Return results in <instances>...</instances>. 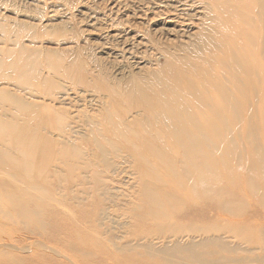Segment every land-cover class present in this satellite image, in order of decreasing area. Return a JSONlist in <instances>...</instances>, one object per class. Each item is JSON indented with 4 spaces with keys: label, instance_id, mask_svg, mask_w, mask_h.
Segmentation results:
<instances>
[{
    "label": "bare ground",
    "instance_id": "obj_1",
    "mask_svg": "<svg viewBox=\"0 0 264 264\" xmlns=\"http://www.w3.org/2000/svg\"><path fill=\"white\" fill-rule=\"evenodd\" d=\"M137 2L142 6L134 7L133 14L126 13V18H129V15L138 16L137 19L144 17L143 22L149 24V21L156 16L169 12L174 15L175 20L173 23H163L157 40L150 36H143L142 40L157 45L160 54L167 56L173 54L177 57L178 54L175 55L172 52L175 45L171 37L187 38V40H180L179 46L181 47L176 50L184 51L185 58L191 55L195 56V59L199 58L197 65L201 67L200 65L203 64L207 71L212 72L209 79L206 78L204 85L208 86L210 90L213 88L215 96L211 95V91L206 92L208 95L204 92H192L187 86V89L191 90L192 100L186 99L187 91L184 95L182 93L180 97H177L178 90L183 86V89L185 88V84L181 87L178 77L184 79L187 77V73L176 74L173 71L175 68L170 75L165 67L148 69L145 73L139 74L133 72L131 75L123 77H119L120 75L113 77L114 72L112 76L105 77H112L113 86L110 87V91L112 90L114 96L125 102L131 109L128 113L130 112L132 115L131 111L137 109L142 118L140 120L136 118L137 112L134 113L136 117L132 115L131 121H127L126 117L119 114L113 118L109 112L98 113L96 116H90L84 112L81 114L82 116L74 115L69 110L74 106L68 107L66 100L62 101L65 94L60 92L71 91L66 88L65 81L71 80V84L76 87H80L81 84L89 87L95 83V77L91 75L88 76L90 78L88 79L83 76L87 74L88 70L81 61L74 64L77 71V74L74 75L70 67L58 66L49 60L48 66L45 68L54 72L44 73L45 64L43 65V62L46 59L41 57V52L28 51L29 48L22 44L19 48L21 58H13L7 66L11 72L4 75L8 80H13L15 90L11 91L0 85V171L8 175L6 180L0 179V188H2L0 205L7 203L12 207L9 206L11 208L9 213L0 210V214L9 220L17 219V222H21L32 233L41 234V232L47 231L48 225L41 217L42 206H33L28 203L26 194L27 192H37L38 197L44 199V194L48 192L44 184L50 181L46 176V168L53 160L62 163L71 172L73 170L76 174L73 179L74 187L83 185L87 178L85 174L94 168H98L95 173L108 170L112 175L120 174L127 168L121 167V165L151 167L150 159L155 156L160 159V166L163 165L162 167H166L169 173L177 176V189H187L203 199L214 200L217 198L218 208L222 205L230 214L239 215L245 212V207L239 208L245 205L244 195L233 196V200L224 206L225 188L216 184L219 180L225 178L234 180L238 176L242 178L243 182H246L245 193L256 192L260 204L264 202V114L260 115V112L264 111V0H210L206 4L200 0H138ZM253 4L255 10L252 8ZM126 5L128 2L124 3V6ZM152 12L155 16L150 18L149 13ZM167 18H171V16ZM183 18L190 23L183 24L185 22ZM258 21L259 23H257ZM179 23L181 24L180 28H178ZM240 24L251 26L256 32L249 30L248 33H245L244 30L238 29ZM259 30L260 33L255 35ZM119 34L121 33L116 31L112 34L108 33L106 36L111 40V38L118 37ZM133 36L130 33H124L122 38L116 40L115 44L120 48V52L115 51L116 49H108L103 52L108 54L107 57L110 55L113 57V54L120 56V53H123L124 57L128 54L132 55L126 44ZM163 38L168 41L164 42ZM158 40L162 41L164 45L158 44ZM131 43L136 45V41ZM247 47L249 49H246ZM0 52H2L1 48ZM10 54H13V50L10 51ZM130 58L134 57L130 56ZM20 59H22V63H18ZM113 61L114 64L111 61L106 64L117 70V64L115 60ZM125 61L127 60L125 59ZM182 62H186V60ZM2 63L3 59L0 57V68ZM140 63L135 60L133 64L138 66ZM103 67L105 68V66ZM177 69L180 71L179 68ZM182 69L184 70V68ZM108 70L110 69L108 68ZM227 71H231L230 75H223ZM82 73L84 74L82 75ZM173 82L174 86H172ZM182 83L184 82L182 81ZM188 84L190 85V83ZM83 86L81 85V87ZM39 89L43 91L44 95L51 97L50 101L53 105L51 102L45 103V108L39 109L38 102L35 103L25 98L26 94L32 99L35 98ZM62 89L63 91H60ZM97 89L100 94L102 89L100 91L99 88ZM94 91L96 92V90ZM55 100L60 101L59 107L53 103ZM68 104L72 105V103ZM194 106L199 108V112ZM45 109L46 115L42 117L41 114ZM255 110L259 111L255 112ZM137 121L142 122L144 126L142 132L131 128V125ZM104 122L107 123L106 125L113 126V130L100 129L98 126ZM53 130L57 133H54ZM129 136H136L144 141L142 145H139L130 141ZM116 137L120 139L119 142L116 140L114 142L113 138ZM124 151L128 153V156L123 154ZM35 152L42 155L43 162L40 165H37L34 160L33 153ZM113 154L120 161L115 163L111 157ZM54 168L55 173L62 181L61 168L58 166H54ZM222 171L227 173L222 175ZM142 180L140 194L154 200L153 203L159 208L161 203L152 190V186L144 179ZM94 183L98 186V190L102 189L101 197L107 198V195H110L109 179L98 178ZM60 187L63 188L62 185ZM169 196L180 200L179 205L176 204L177 206L170 207L171 209H181L186 205L185 199L176 190L175 192L171 190ZM76 198L80 200L78 197ZM139 207L141 206L139 205ZM106 218L110 219L106 208L104 210L102 208L96 212L90 223H95V227L102 230ZM247 227L246 224L230 227L234 236L242 241L236 240L233 244L235 247H245L251 251L259 250L262 254L260 261L264 264V225L259 228L258 231L262 233L258 236L247 232ZM179 228L187 230L188 225L170 222L162 224L155 228V231L158 232L157 235H160L161 239L169 237V240L160 247L148 237L150 235L148 234L147 236L143 235L142 240H145L143 243L137 240L138 246L144 247L148 255L156 256L159 251L169 249L173 241H179V236L172 239L170 235V233H176ZM195 229L207 235V229L209 231L212 227L196 225ZM197 231L193 230L190 234L184 235L188 237L186 239L188 245L185 248L181 247L185 252H189L187 249L195 250V245H197L195 242L200 241V239L196 240L198 236L202 237V241H205V236L203 237ZM107 233L108 230L105 227L102 234ZM120 237L119 235H110L109 240L114 245V250L132 252L137 249L138 246L132 245L133 240H128L125 244L114 241L115 238L120 239ZM212 238V240L203 243L222 245L220 237L213 236ZM35 243V246L50 248L52 252H57V249L48 245L37 243V241ZM1 246L0 251H4V253H8L7 249L17 251L12 254L15 255L13 264H24L20 250L24 251L25 249L26 251L27 248H31L23 245V249L9 243H3ZM70 247L78 250L74 244H70ZM60 253L62 252L59 251L57 254L60 255ZM62 254L76 263L69 256ZM188 255L191 256L190 252ZM229 261L231 263L237 261L235 264H256L254 260L243 262L240 258H233ZM0 264H10V261L0 262Z\"/></svg>",
    "mask_w": 264,
    "mask_h": 264
},
{
    "label": "rangeland",
    "instance_id": "obj_2",
    "mask_svg": "<svg viewBox=\"0 0 264 264\" xmlns=\"http://www.w3.org/2000/svg\"><path fill=\"white\" fill-rule=\"evenodd\" d=\"M137 1L138 0H0V48L2 49L0 57L3 59L0 68V85L11 91L15 90L13 80H8L4 75L11 72L7 66L13 58L17 59L20 57L19 48L23 44L29 48L28 51L41 52V57L46 59L43 62V65L45 64L44 67L42 66L44 68V73L54 72L53 70L45 68V66H48L47 62L49 60L55 65L70 67L74 75L77 74L75 70L76 65L74 64L81 61L88 70L87 74H84V72L82 75L84 74L83 76L86 77L92 75L95 77V83L89 87L85 84H81L82 86L84 85L83 87H81V85L80 87H76L71 84V80H66V88L71 91L65 92L63 89L60 90L63 91L60 92L61 94H65L63 95L64 99L62 98V101L66 100L68 107L74 106L73 108H69L74 115L78 114L80 116L84 112L87 115L96 116L98 113L106 114L109 112L112 114L113 118H116L119 114L122 117H126L127 121H131L132 115L136 117L135 114L136 112L138 113L137 109H133L131 111L133 114L131 115L130 112L128 113L131 109L127 107L126 103L117 99L112 90L110 91V87L113 86L111 82L112 77H105L112 76L114 72L113 77H117L118 75H120L119 77H123L131 75L133 72L139 74L141 72L145 73L148 69L165 67L170 75L174 68L176 71L178 70L177 68H179L180 71H173L176 74L187 73V77L184 79L182 78L183 80L178 77V82L181 87L185 84V88L183 89V86L182 89L178 90L179 93L176 95L177 97L189 91V94L186 92L185 96L188 95L186 99H190L188 101H191V90L197 93L204 92L206 95L211 91V95L215 96L213 88L210 90L208 86L204 85L206 83V78L209 79L212 72L207 71L203 67V64L200 65L201 67L197 65L199 63V58H196V60L193 55L188 56L193 58H185V54H183L184 51L178 49V53V50H176V48L181 47L179 46L180 40H187V38L171 37L175 45L172 52L175 55L178 54L176 55L177 57L173 54L171 56L160 54L158 53L157 45L150 44L147 40H142L143 36H150L157 40L163 23H173L175 20L174 15L169 12L156 16L153 20L149 21V24L143 22L144 17L137 19L138 16L134 17L133 15H129V18H126V13L133 14L134 7L142 6L139 5ZM200 1H203L204 4L210 2V0ZM125 2H128V5L124 6ZM252 8L255 10L254 4ZM149 16L150 18L154 17V12L149 13ZM168 16H171V18H167ZM183 20L185 21L183 24L190 23V21L184 18ZM257 23H259V21ZM180 25L179 23L178 28L181 27ZM170 27H173V25H170ZM238 29L241 31L244 30L245 33H248L249 30H252L254 33L256 32L254 28L246 24H240ZM116 31L121 34L116 38H111V41L106 34H112ZM124 33H130L132 36L135 35L128 40L126 44L131 50L130 53L132 55L128 54L124 57L123 53H120V56H118V54H113V57L111 55V57H107L108 54L103 51L116 49L115 51L120 52V48L117 47L115 43H117V39L122 38ZM259 33L260 30L255 35ZM133 41H136L135 46L131 43ZM163 41L166 42L168 40L163 38ZM157 43L164 45L160 40H158ZM246 49L249 48L247 47ZM11 50H13V54H10ZM174 50H176L177 53H175L176 51ZM130 56L134 58H130ZM170 57L175 58H173V60ZM179 59L182 61L186 60V62H182ZM189 59L190 61H188ZM113 60H115L117 64V70L110 68V66L106 64V62L110 61L114 64ZM133 60L141 62L140 65L137 66L133 64ZM99 61H101L102 64ZM103 62L106 65H104ZM18 63H22V59L18 60ZM103 66H105V68ZM193 66L194 68H192ZM108 68L110 70H108ZM182 68H184V70ZM227 72L223 75H230L231 71ZM115 74L117 75L115 76ZM89 77L88 79H90ZM96 78H98V80H96ZM181 80L184 83H182ZM188 83H190V85ZM174 85L175 83L173 82L172 86ZM197 85L204 86L199 87ZM187 86L188 89L191 90H188ZM97 88H99V91L102 89L100 94ZM94 90H96V92ZM205 94L204 96H206ZM25 98L35 103L38 102L40 104L39 109L45 108V103L51 102V97L44 95L43 91L40 89L39 93H36L35 98L32 99L28 94L25 95ZM53 103L58 107L60 105L59 100H55ZM68 103H72V105ZM194 108L199 112V108L195 106ZM256 111L259 110H255V112ZM262 114H264V111L260 112V115ZM45 115L46 109L41 116L45 117ZM136 115V118L139 120L142 118L139 113ZM137 122L132 124L131 128L137 132H142L144 126L142 122ZM106 124L107 123L104 122V124L98 127L103 130H113V126ZM80 129L83 130V128ZM54 133H57V131H54ZM106 134L110 135V133L107 132ZM113 139L114 142H119L120 140L117 137ZM129 140L139 145H142L144 141L142 138L138 139L136 136H129ZM123 154L128 156L126 151H124ZM33 156L37 165L42 164L41 162H43V160L41 153L35 152ZM175 156H178V154H175ZM111 157L115 163L120 161L115 154ZM150 160L152 163L149 168L152 170H148L149 168L145 166L142 168L126 164L121 165V167H127L126 171L112 175L108 170H103L101 171L102 173H95L98 168H94L95 171L92 169L89 173L87 172L85 174L87 175V183L85 182L83 185L74 187L73 179L76 174H74L73 170L71 172V170L62 163L53 160L46 168V176L50 181L44 184L48 190V192L44 194V199L38 197L37 192H27L26 194L28 203L33 206H42L41 217L48 225L47 231H43L41 234L32 233L31 230L26 229L21 222H17V219L9 220L0 214V246L3 243H9L12 246L16 245L15 247L24 249L27 243V246L30 245L29 243H34L30 245L29 247L31 248H27L26 251L25 249L24 251L20 250V255L24 264L237 263V261H235V263L229 261L233 258H240L243 262L254 260L256 264H263L260 261L262 254L259 250L251 251L245 247H235L233 244L236 240L242 241L234 236V232L230 229L232 225L238 226L240 224H246L248 226L246 231H249L253 236L261 235L262 232L258 230L264 225V202L260 204V200H258L259 198L255 194L256 192H253L254 194L245 193L246 182H243L242 178L238 176H236L234 180H227L225 178L216 183L221 188H225L226 197L224 199V206L233 200V196L244 195L245 205L239 208L243 209L245 207V212L239 215L230 214L222 205H220V209L218 208L217 198L214 200L203 199L187 189H177V176L169 173L166 167H162L163 165L160 166L161 161L159 158L154 156ZM54 166L61 168L60 177L62 181L55 173ZM222 172V175L227 173L226 171ZM7 176L5 172L0 171V179L6 180L8 178ZM98 178L109 179L110 195L108 194V197L106 196L107 198L104 196L101 197L100 194L103 191L102 189L98 190V186L94 183ZM142 179L152 186V190L161 203L159 208L153 203L155 202L154 200H150L149 197H144L143 194H140V183L143 181ZM61 185L63 188L60 187ZM3 187L9 188L6 186ZM1 189L2 188H0V191ZM171 190L174 192L176 190V192L185 199L186 205L181 209L170 208L176 207L180 203L179 199L170 198L169 192ZM139 205L141 207H139ZM9 206V204L3 203L0 205V210L9 213L12 208ZM102 208L103 210L106 208L108 216L110 217V219L106 218L104 220L105 226L103 229L105 227L107 228V234H102L103 229L100 230L95 227V223H90L92 218L95 217L96 212ZM169 222L179 225H188L187 230L179 228L176 233L172 234L169 232L172 239L179 236V241H173L169 249L159 251L156 256H150L147 254L144 247L138 246L137 240L143 243L145 241L142 240V237H144L143 235L147 236L150 234L148 237L153 239V242L157 246L161 247L164 242L169 240V237L161 239L160 235H157L158 232L155 231V228ZM196 225H210L212 229L209 231L207 229V235H205L201 231L195 229ZM193 230L200 233L203 237L205 236V241L212 240L213 236L220 237L222 245L217 246L210 242L203 243L205 241H202V237L198 236L196 240L200 239V241L195 242V244H197L195 245V250L187 249L191 255L189 256V252H185L184 250L185 246L188 245L186 241L188 237L184 235L190 234ZM110 235L121 236L120 239H114L116 243L125 244L128 240H133L132 245L138 247L132 252L116 251L114 250V245L109 240ZM241 238L246 240L242 236ZM36 241L37 243L40 242L43 245H48L57 249V252H52L50 248L35 246ZM240 242L236 243L241 244ZM70 244L76 245L78 250L72 249ZM255 244H257V241H255ZM23 245L24 247H22ZM10 251H12V253H10ZM59 251L69 256L76 263L70 261V259L65 257L62 253L58 255L57 253H59ZM7 252L8 253H4V251H0V262L10 261V264H13L12 261L15 260V255L12 254L17 251L7 249Z\"/></svg>",
    "mask_w": 264,
    "mask_h": 264
}]
</instances>
